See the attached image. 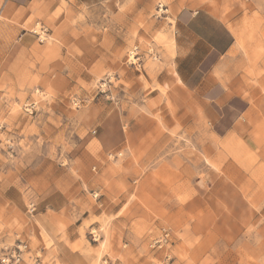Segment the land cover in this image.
<instances>
[{
	"label": "rangeland",
	"instance_id": "374dc122",
	"mask_svg": "<svg viewBox=\"0 0 264 264\" xmlns=\"http://www.w3.org/2000/svg\"><path fill=\"white\" fill-rule=\"evenodd\" d=\"M186 7L231 27L228 69L263 92L264 0H0V255L20 240L27 264H264V112L236 151L216 150L172 71L174 16ZM96 140L124 144L103 153ZM216 174L245 194H199ZM145 175L176 180L178 194H138ZM186 179L194 194H180ZM98 189L125 194L116 214L92 206Z\"/></svg>",
	"mask_w": 264,
	"mask_h": 264
},
{
	"label": "crops",
	"instance_id": "0c3cea01",
	"mask_svg": "<svg viewBox=\"0 0 264 264\" xmlns=\"http://www.w3.org/2000/svg\"><path fill=\"white\" fill-rule=\"evenodd\" d=\"M31 1L7 0V4L10 7L22 8ZM73 1L89 5L107 3L112 0ZM172 49L171 65L175 78L181 87L193 95L200 104L202 117L208 126L207 133L212 140L217 142L216 150L223 153L236 151L238 146H242V142H245L246 136L253 131L249 125L250 121L256 117L258 112H264V90L260 92L246 84L240 74L230 73L229 65L237 60L233 57L237 53V38L234 31L209 9L186 7L176 12L174 16ZM96 142L103 153L116 150L124 144L122 141L116 146L107 147L106 142L100 140H96ZM167 161L171 166L174 159L169 158ZM230 163L235 168L241 166V160H233ZM247 165L251 166L252 164ZM256 166L257 164L253 163V167ZM237 172L238 170H233L234 176L241 180L239 177L242 172ZM120 181L123 183V179ZM168 183L169 185L161 178L145 175L141 179L138 194H151L156 201H161L164 198L171 199L173 198L171 194H178V185L176 180L172 181L171 178ZM234 183H237L235 179L229 182L224 176L216 174L212 176L210 184L206 183L207 190L199 194H245ZM146 187L149 189L146 190ZM184 187V191H180V194H194L192 182H189L188 179L185 180ZM140 189L142 190L140 191ZM98 191L101 194H94L99 197L98 202L92 206L111 204V213L116 214L115 201L125 199V194H110L107 191L103 193L101 189ZM138 194L137 196H139ZM247 194L254 193L248 192ZM188 202L185 199V208H187ZM66 204L64 201L63 209H66L65 213L71 217L73 211L70 212ZM168 205L174 208L169 213H175V207L172 206H175L176 203L169 202ZM47 208L53 213H58L60 210L51 206ZM74 210L78 215L79 207L74 206ZM44 214L46 213H41V215ZM79 219V217H75L74 221L78 222ZM49 227L51 228V226ZM54 240L57 242L56 239ZM63 246L67 248L64 243Z\"/></svg>",
	"mask_w": 264,
	"mask_h": 264
},
{
	"label": "built area",
	"instance_id": "2783aa9c",
	"mask_svg": "<svg viewBox=\"0 0 264 264\" xmlns=\"http://www.w3.org/2000/svg\"><path fill=\"white\" fill-rule=\"evenodd\" d=\"M157 12L159 13V16L165 15L166 8L159 4L157 6ZM130 55L134 61L139 60L140 55L137 48H134L130 52ZM34 211L35 208L31 205L28 211L29 214H32ZM163 237L167 238V235H164ZM160 242L161 241H157L156 243L158 244ZM28 254H30L28 245L25 242L18 240L16 245L3 249V252L0 255V264H27L25 258H27L26 256ZM28 259L31 262L30 264H41V260L37 256L34 258L28 257Z\"/></svg>",
	"mask_w": 264,
	"mask_h": 264
}]
</instances>
